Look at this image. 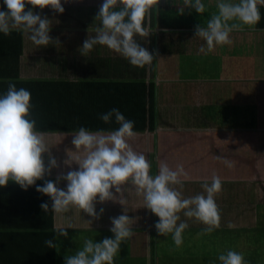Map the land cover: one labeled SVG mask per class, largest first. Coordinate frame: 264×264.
Instances as JSON below:
<instances>
[{
	"label": "crops",
	"instance_id": "obj_1",
	"mask_svg": "<svg viewBox=\"0 0 264 264\" xmlns=\"http://www.w3.org/2000/svg\"><path fill=\"white\" fill-rule=\"evenodd\" d=\"M101 2L62 0L63 13L50 6H35L37 12L51 19L49 34L59 42L38 46L23 32L21 76L89 82L90 89L77 94L90 97L94 114L99 116L100 112L119 107L126 118L135 122L136 131L132 115L136 117L134 113L144 107L140 103L147 92L146 88L143 92L136 87L137 83L145 82L148 87L155 81V130L137 131L130 143L150 160L152 174L159 161L171 167L182 164L188 172L182 189L185 196L203 191L202 182L212 175L220 176L222 190L215 199L221 219L214 231L203 233L204 224L181 212V219L189 226L182 245L177 247L171 233L165 236L157 232L155 221L159 218L143 207V197L134 186L123 193L113 190L116 200L96 203L97 211L101 207L105 210L98 219L77 206L55 213L56 264H63L64 255L82 246L85 239L100 241L112 236L110 218L124 208L134 219L133 232L122 242L114 264H219L218 254L228 248L243 252L248 264H264V30L255 24L244 26L230 34L231 44L201 51L205 42L195 37V26L205 24L217 11L216 0H204L202 13L185 9L183 0H159L148 18L149 36L137 37L155 59L151 65L138 67L104 45H95L86 56L79 52V46L88 35L95 34L99 25L94 18ZM258 4L264 3L257 0ZM178 9L185 10L181 13ZM6 48L0 43V69L10 62L7 67L14 73L15 57ZM48 134L59 167L45 177L55 179L69 170L63 163L65 149H74V145L71 133ZM217 156L232 160L234 166L228 168ZM65 185L66 181L61 180L58 187ZM61 227H67V237L58 234ZM46 239L23 236L10 240L12 245L4 250L26 256L23 251L28 247L35 254V264H50L53 248L44 243Z\"/></svg>",
	"mask_w": 264,
	"mask_h": 264
},
{
	"label": "clouds",
	"instance_id": "obj_2",
	"mask_svg": "<svg viewBox=\"0 0 264 264\" xmlns=\"http://www.w3.org/2000/svg\"><path fill=\"white\" fill-rule=\"evenodd\" d=\"M158 3L159 0H102L94 18L99 20V25L94 29L95 34L88 35L79 46V52L86 56L100 44L122 55L131 65H151L155 55L137 37L149 36L148 18ZM29 4L33 7H27ZM183 4L185 9L197 13L204 12L206 7L204 0H183ZM35 6H50L60 13L65 11L62 0H0V33L8 35L14 30L22 31L38 46L59 42L49 34L51 19L37 12ZM216 8L205 24L195 26V37L205 42L201 51L231 44L232 32L254 25L261 18L257 0H216ZM185 9L178 10L183 13ZM32 107L30 90L17 87L9 80L7 89L0 92V186L10 181L24 189L35 185L38 192L51 199V204L41 203L43 210L65 213L71 206H77L97 219L105 211L103 207L97 211V202L116 200L114 191L123 193L134 186L143 197V207L159 218L155 221L157 232L165 236L171 233L177 247L182 245L183 234L189 226L181 219V212L184 217H194L204 224L203 233H211L219 227L221 209L215 196L222 190L221 177L212 175L210 180L202 182L203 191L185 196L182 189L188 172L182 164L171 167L159 161L156 173L152 174L150 160L130 143L138 135L135 122L117 107L100 113L99 119L105 123L114 120L118 127L92 130L80 126L71 132L74 149H65L63 161L69 170L58 175L56 180H45L59 163L51 153L49 134L38 129L32 118ZM217 159L228 168L234 166L226 157L217 156ZM73 164L77 167H72ZM37 180H44V183L37 184ZM61 180L66 181L63 188L58 187ZM110 219L112 236L100 241L85 239L82 246L64 255L63 264H114L122 242L132 235L134 219L127 215L125 208ZM66 228L57 229L58 234L67 237ZM44 243L55 248L53 239H46ZM217 260L219 264H248L244 253L232 248L220 252Z\"/></svg>",
	"mask_w": 264,
	"mask_h": 264
},
{
	"label": "trees",
	"instance_id": "obj_3",
	"mask_svg": "<svg viewBox=\"0 0 264 264\" xmlns=\"http://www.w3.org/2000/svg\"><path fill=\"white\" fill-rule=\"evenodd\" d=\"M261 14L260 20L255 24L259 30H264V4L257 5ZM0 33V43L12 50V58L15 57V71L9 70L10 62L6 68L0 69V92L6 90L8 81L16 83L17 87L30 90L32 109L31 114L37 122V128L46 133L68 132L85 126L95 130L97 128L114 129L118 125L114 122L105 123L94 114L90 107V97L78 96L90 89L91 84L83 81H70L63 79L48 78H24L21 76V58L24 52V39L22 31H12L8 35ZM5 37H11L5 39ZM12 43L8 48V44ZM5 50L4 48H2ZM115 83V82H114ZM136 87L146 88L144 107H140L132 118L137 122V131H153L157 124V86L151 81L147 87L145 82L137 83ZM145 84V85H144ZM140 85V86H139ZM144 85V87H143ZM149 91V92H148ZM52 92H54L52 94ZM81 99V100H80ZM85 101V104H83ZM119 108V107H118ZM121 110V109H120ZM101 113V112H100ZM109 126V127H108ZM108 127V128H107ZM45 180L56 178L45 177ZM37 184H43L44 180H37ZM42 202L51 204L48 195L36 190L35 185L27 189L20 187L17 183L10 181L5 186H0V264H35L34 252L28 247L23 252L27 255L13 254L10 248L13 242L10 240L40 236L56 238L55 236V213L50 209L45 211L41 208ZM9 241V242H8ZM18 244V242L16 243ZM22 244V243H21ZM55 248L51 251L50 264H56ZM18 253V252H16ZM13 254V255H12Z\"/></svg>",
	"mask_w": 264,
	"mask_h": 264
},
{
	"label": "rangeland",
	"instance_id": "obj_4",
	"mask_svg": "<svg viewBox=\"0 0 264 264\" xmlns=\"http://www.w3.org/2000/svg\"><path fill=\"white\" fill-rule=\"evenodd\" d=\"M226 244H232V243H230V242H227Z\"/></svg>",
	"mask_w": 264,
	"mask_h": 264
}]
</instances>
